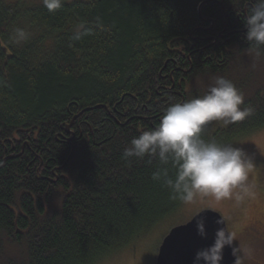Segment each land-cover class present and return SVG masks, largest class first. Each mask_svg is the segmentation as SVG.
<instances>
[{
    "label": "trees",
    "instance_id": "obj_1",
    "mask_svg": "<svg viewBox=\"0 0 264 264\" xmlns=\"http://www.w3.org/2000/svg\"><path fill=\"white\" fill-rule=\"evenodd\" d=\"M31 4L0 0V264H99L183 204L152 179L156 159H122L167 106L222 76L253 111L203 138L264 128V55L244 38L252 0ZM14 28L28 39L15 44Z\"/></svg>",
    "mask_w": 264,
    "mask_h": 264
},
{
    "label": "clouds",
    "instance_id": "obj_2",
    "mask_svg": "<svg viewBox=\"0 0 264 264\" xmlns=\"http://www.w3.org/2000/svg\"><path fill=\"white\" fill-rule=\"evenodd\" d=\"M63 3L64 0H42L49 13L59 10ZM244 28L248 51L256 57L264 55V0H252ZM13 34L15 44L28 39L24 29L14 28ZM73 39H80L79 31ZM244 103L243 93L231 80L214 77L213 85L203 96L167 106L156 127L142 130L131 139L122 159L128 164L133 158L148 157L149 163L156 159L160 167L152 173V179L162 181L170 189L172 198L185 205L194 206L207 197L216 203L234 196L242 199L254 167L252 158L241 147L206 140L202 133L211 122L227 126L246 119L253 109L241 107ZM170 171L174 175L170 176ZM201 213L194 214L192 219ZM216 224L220 227L214 233L213 242L196 251L193 264H222L225 247L236 256L234 234L227 230L223 219H217ZM196 229L202 239L207 237L202 216L196 219Z\"/></svg>",
    "mask_w": 264,
    "mask_h": 264
},
{
    "label": "rangeland",
    "instance_id": "obj_3",
    "mask_svg": "<svg viewBox=\"0 0 264 264\" xmlns=\"http://www.w3.org/2000/svg\"><path fill=\"white\" fill-rule=\"evenodd\" d=\"M27 1L31 5L39 2ZM231 145L241 147L254 163L247 182L248 191L242 194V199L234 196L216 203L211 197H207L194 206L182 204L175 215L159 221L146 234L129 242L99 264H155L156 250L169 230L190 221L194 214L202 210L217 212L225 220L227 230L235 236L238 264H264L263 233L259 238L252 231L256 227L263 229L264 226V128L237 139Z\"/></svg>",
    "mask_w": 264,
    "mask_h": 264
},
{
    "label": "water",
    "instance_id": "obj_4",
    "mask_svg": "<svg viewBox=\"0 0 264 264\" xmlns=\"http://www.w3.org/2000/svg\"><path fill=\"white\" fill-rule=\"evenodd\" d=\"M75 119L76 117H73L70 124L66 126V132ZM200 212H202L200 216L194 219L191 218L185 224L175 226L169 230L161 241L155 264H193L196 251L209 246L213 242L214 233L220 227V225L216 224V220L223 218L212 210H202ZM201 216L204 219L205 231L207 233V237L203 239L197 234L196 229V219H199ZM222 264H238L237 252L234 257L231 249L225 247Z\"/></svg>",
    "mask_w": 264,
    "mask_h": 264
},
{
    "label": "flooded vegetation",
    "instance_id": "obj_5",
    "mask_svg": "<svg viewBox=\"0 0 264 264\" xmlns=\"http://www.w3.org/2000/svg\"><path fill=\"white\" fill-rule=\"evenodd\" d=\"M65 131H66V129H65ZM69 132V130L67 131V133ZM259 225H260V223H259ZM264 225V224H263ZM258 227H256V228H253L252 229V231H255V233H256V236H258L259 238L261 237L260 235H262V233H263V239H264V226H263V229H257ZM257 238V237H256ZM262 239V240H263Z\"/></svg>",
    "mask_w": 264,
    "mask_h": 264
}]
</instances>
